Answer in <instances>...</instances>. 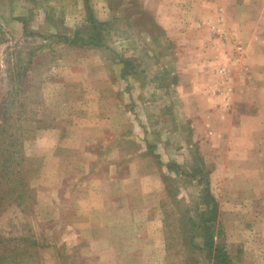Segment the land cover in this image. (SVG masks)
<instances>
[{
    "label": "rangeland",
    "instance_id": "1",
    "mask_svg": "<svg viewBox=\"0 0 264 264\" xmlns=\"http://www.w3.org/2000/svg\"><path fill=\"white\" fill-rule=\"evenodd\" d=\"M13 188L0 264H215L206 188L215 244L264 264V0H0Z\"/></svg>",
    "mask_w": 264,
    "mask_h": 264
},
{
    "label": "trees",
    "instance_id": "2",
    "mask_svg": "<svg viewBox=\"0 0 264 264\" xmlns=\"http://www.w3.org/2000/svg\"><path fill=\"white\" fill-rule=\"evenodd\" d=\"M89 18L91 19V28L93 30V33L90 36L89 43L94 44V35L96 38L98 34V28L96 25L97 22L92 16L91 12L89 13ZM19 192L20 191H18V189L16 190V188H13L10 191L6 192V194L3 193L2 195L0 193V211L1 209L4 210V208L10 203L19 201V199L21 198V194ZM204 195L205 198L207 197V200L205 202L207 209L204 212V219L201 222L202 228L204 230V246L207 248L210 259L215 264H232L225 249V246L220 245L218 243L215 244V234L212 229V224L215 223L218 215V205L216 203V200L213 195L209 192L208 188H206Z\"/></svg>",
    "mask_w": 264,
    "mask_h": 264
}]
</instances>
